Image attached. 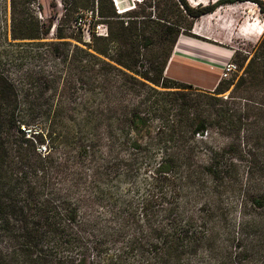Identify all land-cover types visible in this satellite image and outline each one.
I'll return each instance as SVG.
<instances>
[{
    "label": "rangeland",
    "instance_id": "obj_1",
    "mask_svg": "<svg viewBox=\"0 0 264 264\" xmlns=\"http://www.w3.org/2000/svg\"><path fill=\"white\" fill-rule=\"evenodd\" d=\"M116 1L120 9L126 11L136 0ZM188 1L194 7L218 4L213 12L195 22L192 34L196 37L189 38L221 56V63L218 70L202 73L196 69L182 71L180 65L168 69L167 65V78L190 84L194 89L157 88L164 95L154 94V97L170 100L164 105L166 112L163 114L147 108L150 103L144 101L147 86L120 82L121 75L113 70H108L104 78L96 76L88 69L90 58L85 52L76 59L72 56L75 46L91 51L86 46L89 43L87 31L98 19L95 20L96 15L90 10L83 12L80 25L74 23L76 31H66L73 37L66 39L68 46H59L69 49L66 61L56 55L51 57L42 47L59 42L54 37L58 20L53 16L60 11V6L55 9L52 5L59 0H38L45 17L43 21L53 23L48 38L40 41L9 38L8 43H0V53L5 56L3 52L8 51L9 54L8 58L2 59L3 67L19 89L31 88L33 90L29 92L35 94L38 85L33 79L37 73L42 74L38 94L41 96L37 100L40 109L34 115L31 129L25 133L53 129L59 158L65 147L72 149L75 145L94 144V162L107 164V181L116 198L136 207L146 198L150 201L156 193L153 181L158 163L164 157L180 158L167 175L170 185L165 187V193L176 209L169 216L155 210L148 213V218L138 212L137 228H126L115 245H107L110 254L116 255L118 251L123 254L120 261L113 260L111 264H264V200L262 205L253 206L250 199L254 193L264 197V85L256 87L248 83L236 88L239 78L247 76L244 73L247 65L264 37V21L253 0H230L225 4H219L221 0ZM37 5L32 6L35 12H39ZM4 20L5 0H0V28L9 29ZM79 27L82 28L80 32ZM259 31H262L260 35ZM21 51L27 54L23 60L18 57ZM204 60L202 58V64ZM227 61L235 62L239 72L231 77L234 83L222 96L226 98L231 93L232 106L245 115L241 129L235 134L229 127L218 126L209 128L204 137L192 136L186 118L188 114L202 118V91H213L210 87L215 82L217 86L225 81L220 76ZM25 74L30 79L24 78ZM132 87L135 94L131 93ZM116 90L117 94L114 93ZM105 91H108L107 95ZM138 105L146 112L147 121L143 131L136 135L127 128L119 111L131 110ZM175 107L182 118L180 122H174ZM167 111L168 119H162L160 116H165ZM41 152L44 153V149ZM216 152L225 154V159L230 162L223 181H216L204 169L209 155ZM94 162L83 163L86 174ZM248 190L253 192L249 196ZM155 229L170 236L173 233L197 234L201 242L179 247L177 252L161 259L163 255L154 241ZM132 239H135L134 245L127 247Z\"/></svg>",
    "mask_w": 264,
    "mask_h": 264
},
{
    "label": "trees",
    "instance_id": "obj_2",
    "mask_svg": "<svg viewBox=\"0 0 264 264\" xmlns=\"http://www.w3.org/2000/svg\"><path fill=\"white\" fill-rule=\"evenodd\" d=\"M253 1L259 6L264 21V3ZM228 2L230 0H221L219 4ZM35 3H38L42 18L32 9ZM52 5L55 9L60 6V11L53 16L58 20L54 37L59 42L42 46L46 54L66 61L69 49L59 48L60 45L68 46L66 39L73 38L66 31H76L74 23L84 11L96 13V23L104 24L108 35L97 36L93 25L89 28L90 42L86 44L91 51L75 46L72 56L76 59L85 52L90 58L88 69L96 76L104 78L108 70H113L121 75L120 82L147 86L148 92L144 96V101L150 102L147 108L163 114L166 112L164 105L170 100L154 97V94L164 95L157 88L194 89L190 84L165 76L174 47L180 36L196 37L192 34L195 22L213 12L218 4L194 7L188 0H139L124 12L117 11L113 0H59ZM41 8L38 0H5L4 21L9 29L0 28V43H8L9 38L13 41L48 38L53 23L43 21ZM80 29L77 30L80 32ZM262 34L264 36V31ZM76 41L81 43L79 38ZM3 54L5 56L0 53V264H111L113 260L120 261L123 254L120 251L116 255L110 254L107 245H115L126 228H137L138 212L148 218V213L155 210L169 216L176 209L167 197L165 187L170 185L167 175L180 158L164 157L158 163L153 181L156 193L150 199L153 204L146 198L136 207L116 198L107 181V164L94 162V144L75 145L72 149L65 147L59 158L53 129L25 133L31 129L34 115L40 109L37 100L41 96L38 94L42 74L37 73L33 79L38 85L35 94L29 92L33 90L31 88L19 89L2 64V59L9 57L8 51ZM18 57L23 60L27 54L21 51ZM244 73L247 76L239 78L236 88L248 83L256 87L264 85V37ZM24 78L30 79V76L25 74ZM233 83V80L221 81L213 91H202V118L197 114H188L189 118H186L192 136L204 137L209 128L218 126L229 127L238 133L245 115L232 106L231 93L226 98L222 96ZM130 90L132 94L136 93L133 87ZM114 93L117 94V90ZM140 108L138 105L131 110L119 111L127 128L136 135L143 131L147 121L146 112ZM173 110L174 122H180L178 108ZM169 115L167 111L160 117L166 120ZM59 137L63 139V136ZM87 160L94 162L88 174L83 165ZM229 165L225 154L216 152L209 155L204 169L216 181H223ZM252 193L248 190L247 196ZM175 195L176 192L173 198ZM262 197L254 193L250 196L251 204L262 205ZM153 233L155 244L159 245L163 255L161 259L164 255L171 256L179 247L201 242L197 234L173 233L170 236L157 229ZM134 242L135 239L130 240L127 247Z\"/></svg>",
    "mask_w": 264,
    "mask_h": 264
},
{
    "label": "crops",
    "instance_id": "obj_3",
    "mask_svg": "<svg viewBox=\"0 0 264 264\" xmlns=\"http://www.w3.org/2000/svg\"><path fill=\"white\" fill-rule=\"evenodd\" d=\"M205 49L199 41L191 39L188 36H180L169 59L168 69L172 67L178 68V65H180L182 66V71L196 69L199 70V73H202V71L218 70L221 63V56L212 53L211 50ZM202 58L205 59L204 64H202ZM215 85L216 82L210 88H215Z\"/></svg>",
    "mask_w": 264,
    "mask_h": 264
},
{
    "label": "built area",
    "instance_id": "obj_4",
    "mask_svg": "<svg viewBox=\"0 0 264 264\" xmlns=\"http://www.w3.org/2000/svg\"><path fill=\"white\" fill-rule=\"evenodd\" d=\"M136 1H139V0H136ZM114 4H115V7L117 8V11L118 12H122L123 9H120L119 5H118V2L116 0H113ZM135 1H133L134 3ZM37 9L39 10V8L37 7ZM38 15H39V18H42V15L39 12H37ZM92 14H94L92 12ZM96 14V13H95ZM81 17V16H80ZM98 19L97 17H95V20ZM80 21H81V18L75 23V24H79L80 25ZM95 25V33L97 36H101V37H106L108 35V31H107V28L105 27L104 24L102 23H96L93 24ZM96 27H97V30H96ZM80 28V27H79ZM82 29V28H81ZM87 37H88V42H90V33H89V29L87 31ZM239 72V66L233 62V61H227L225 63V65L222 67L221 69V76H220V79L221 80H230L232 76H234L235 74H237Z\"/></svg>",
    "mask_w": 264,
    "mask_h": 264
},
{
    "label": "bare ground",
    "instance_id": "obj_5",
    "mask_svg": "<svg viewBox=\"0 0 264 264\" xmlns=\"http://www.w3.org/2000/svg\"><path fill=\"white\" fill-rule=\"evenodd\" d=\"M263 31V30H262ZM262 31H259L258 34L260 35L262 33ZM168 70V69H167ZM212 81V80H211Z\"/></svg>",
    "mask_w": 264,
    "mask_h": 264
}]
</instances>
